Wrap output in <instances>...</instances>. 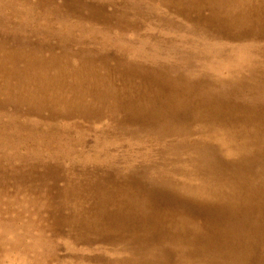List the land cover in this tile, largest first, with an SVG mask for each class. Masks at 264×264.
I'll list each match as a JSON object with an SVG mask.
<instances>
[{
    "label": "bare ground",
    "instance_id": "1",
    "mask_svg": "<svg viewBox=\"0 0 264 264\" xmlns=\"http://www.w3.org/2000/svg\"><path fill=\"white\" fill-rule=\"evenodd\" d=\"M153 1L171 9L191 25V31L210 41L211 45H204L209 52H202L210 57L204 66L221 70L225 78L196 70V61L189 56L179 59L175 50L173 58L164 57L165 45L174 46L163 37L168 27L161 22H169L168 13L157 17L162 20L152 30L137 22L144 16L134 7ZM95 2L83 0L64 9L53 6L54 0H47L51 8L39 2L55 17L86 23L78 25L82 34L114 32V42L122 40L115 44L119 52L112 54H99L91 49L92 39L86 38L80 43H91L87 49H61L81 65L97 64L111 73L91 79L122 83L118 88L110 85L100 92L95 88L85 92L102 102L110 98L104 103L102 134L112 149L94 148L93 154L84 157L92 161L91 168L84 167L80 173L91 180L93 203L89 219L79 221V229L86 226V231L72 234L74 244L82 248L71 252L75 255L70 258L76 264H264V0ZM116 5L122 10L115 12ZM171 23L172 32H188L183 24ZM128 32L139 38L130 43L123 40ZM147 44L157 48L145 54L149 56L141 58L142 51V55L126 56L133 48L147 50ZM102 45L108 48L110 43ZM24 46L41 50L45 45L18 40L8 57L29 58L34 52L23 54ZM37 59L24 64L40 65ZM229 63L236 68L223 69ZM87 112L81 114L93 121L100 116L97 108ZM201 133L205 138L197 137ZM110 135L127 137L129 147L134 146L132 153L119 159L125 169L111 158L113 163L97 164L122 146L109 140ZM237 137L240 141L231 143ZM219 138L224 140L223 148L213 144ZM225 153L234 157L225 159ZM137 158L141 165L134 163ZM57 226L51 229L60 233ZM103 250L114 254L113 259L105 257Z\"/></svg>",
    "mask_w": 264,
    "mask_h": 264
},
{
    "label": "rangeland",
    "instance_id": "2",
    "mask_svg": "<svg viewBox=\"0 0 264 264\" xmlns=\"http://www.w3.org/2000/svg\"><path fill=\"white\" fill-rule=\"evenodd\" d=\"M81 1L83 0H54L53 6L64 9V6L70 7ZM92 1H96L93 4H98L101 0ZM39 2L52 7L47 0H0V264H76L77 260L70 258L75 253L71 252L80 251L82 245L74 244L72 234L78 233V230L86 231V226L79 229V221L89 219L93 203L90 194L91 180L82 176L80 171L84 167L91 168L92 165V161L84 160V157L93 154L94 148L100 150L106 145L105 136L102 134L105 128L103 124L106 122L104 103L110 100L107 98L102 102L99 97H91L85 92L93 88L100 92L102 87L118 88L122 85L121 81L112 79H91L101 74L100 77L105 78L106 74L111 73H107L97 64L81 65L79 60L66 57L61 50L63 47L79 50L78 52L80 48L87 49L91 43H80L86 38L92 39L91 46L94 48L91 49L99 54H112L119 52L116 45H120L117 42L122 43V40L116 39L117 42H114V32L111 35L96 34L93 37L90 34H82V27L78 26L81 24L80 19L55 17ZM110 6L106 5L109 11L112 10ZM134 7L144 16L137 19V22L152 30L159 27L162 20L157 17L168 13L169 22H161L163 26L168 27L163 37H168V42H172L174 46L165 45L164 57L173 58L175 50L179 59L189 56L196 61L197 65L199 64L196 70L214 73L216 77H226L221 70L212 71L210 67L204 66L210 57L202 52H209L204 49V45H211L210 41L191 31V25L176 17L171 9L166 10L159 1L143 2ZM119 10H122V6L116 5L114 11ZM171 22L183 24L188 32H172ZM135 37L128 32L123 40L130 43ZM18 40L30 44L37 41L45 46L40 47L41 50H30L29 46H24L26 50L22 49L23 54L34 52L29 58H9L8 55L15 50ZM105 42L110 43L108 48L102 45ZM144 42L148 43L146 40ZM156 49L147 44V50L133 48L126 56L142 55V51L143 58L149 56L145 54ZM35 52L36 56L32 55ZM33 56L38 58L37 61L41 64L25 65L27 60L32 63ZM13 59L17 61L13 62ZM37 61L35 63H38ZM235 68L233 63L223 66L225 70ZM217 72L219 76L216 75ZM95 106L100 112L97 120L93 121L86 118V114H81L82 111L90 113L92 109H96ZM195 127L193 125V128ZM197 137L205 138V134L201 133ZM109 140L119 142L118 145L122 146L118 148L117 154L111 151L109 155H105L106 161L97 163L100 166L113 163L109 158L119 160L134 149L133 145L129 147L127 137L110 135ZM222 141L224 140L219 138L213 140V144L216 148H223ZM239 141L237 137L231 140V143L236 144ZM106 147L112 149L111 145ZM222 156L225 159L227 156L230 160L234 157L226 153ZM149 159H146L145 163H148ZM139 162V158L134 161L136 165H141ZM117 166L125 169V162L119 160ZM180 178L174 177L176 180ZM191 181L195 183L193 179ZM52 225H58L55 229L60 233L53 231ZM102 254L113 259L114 254L111 255L110 252L103 250Z\"/></svg>",
    "mask_w": 264,
    "mask_h": 264
}]
</instances>
